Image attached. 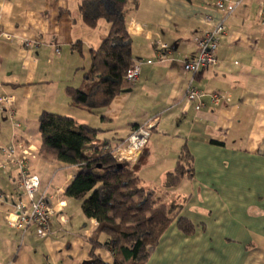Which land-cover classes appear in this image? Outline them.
Wrapping results in <instances>:
<instances>
[{"label":"crops","instance_id":"0c3cea01","mask_svg":"<svg viewBox=\"0 0 264 264\" xmlns=\"http://www.w3.org/2000/svg\"><path fill=\"white\" fill-rule=\"evenodd\" d=\"M82 1L0 0V98L16 99L15 121L21 125L15 129L0 108V146L15 141L32 147L36 158L29 161L30 172L40 177V194L57 211L51 235L39 238L33 228L11 227V204L0 199V264H84L92 251L89 240L98 224L77 213L81 201L76 204L65 196L77 168L38 154L39 120L44 112L97 130L87 151L104 142L118 148L135 130L151 126L150 140L132 166L146 189L178 200L179 217L196 230L186 236L175 220L146 264H264L261 0H232L241 4L226 16L218 65L196 77L184 72V61L197 56L199 39L234 5L226 3L217 11L211 0L130 2L127 31L133 58L141 65L140 77L134 84L124 81L122 93L109 106L94 111L73 106L67 89L85 84L90 52L101 47L111 26L100 20L96 28L87 27L79 10ZM208 14L214 18L211 25L205 22ZM158 41L169 46L165 61L159 60ZM80 66H84V79L76 80ZM190 84L228 94L231 103L196 112L185 101ZM184 150L193 158V175L178 187L166 189L167 176ZM20 190L18 168H0V196L14 197ZM96 254L113 263L112 253L105 248Z\"/></svg>","mask_w":264,"mask_h":264},{"label":"trees","instance_id":"16d2710c","mask_svg":"<svg viewBox=\"0 0 264 264\" xmlns=\"http://www.w3.org/2000/svg\"><path fill=\"white\" fill-rule=\"evenodd\" d=\"M134 1L81 2L79 10L87 27L94 29L100 20H105L111 31L101 47L90 52L91 66L85 84L67 89L73 106L88 111L102 109L122 93L127 71L135 63L126 19V8ZM39 133L41 158L77 168L65 196L81 201L85 217L98 224L89 240L92 246L89 260L84 264H108L96 254L100 248L112 253V264H146L175 220L184 235L194 234L195 226L179 217L182 206L175 212L164 205L156 198L160 193L144 187L136 167L124 163L122 169L116 170L120 163L113 153L117 148L104 142L87 151V146L97 138V130L72 118L44 112L39 120ZM192 162V156L184 150L176 169L168 174L165 188H176L185 178H191ZM102 235L107 238L105 243L100 241Z\"/></svg>","mask_w":264,"mask_h":264},{"label":"built area","instance_id":"2783aa9c","mask_svg":"<svg viewBox=\"0 0 264 264\" xmlns=\"http://www.w3.org/2000/svg\"><path fill=\"white\" fill-rule=\"evenodd\" d=\"M214 8L223 10L226 3H232L233 9L221 18L210 30L206 31L199 39L198 54L196 57L184 61V72L198 76L202 71L214 68L218 65V50L221 39L226 34V16L232 14L241 4V1L232 0H211ZM259 20L264 27V0L259 4ZM211 14L205 17L208 25L213 23ZM5 39L11 40V36L5 35ZM160 48L159 60L165 61L169 54V46L158 41ZM27 47L32 45L26 44ZM141 65L136 62L127 71L125 81L134 84L138 81L141 73ZM186 104L195 109L196 112L213 111L231 103V97L222 92H208L200 90L190 84L186 96ZM0 108L5 119L15 128L21 125L15 121L17 110L16 99L13 96L4 95L0 98ZM151 126L141 127L135 130L128 140L119 146L113 153L114 159L118 163H128L134 165L138 162L142 151L145 149L151 137ZM0 168L15 166L19 170L20 193L14 197L0 196V199L9 202L12 211L8 214L10 226L15 229H34L36 236L47 238L51 235V223L57 214L56 207L51 204L50 199L44 194H40L41 180L36 174L30 172L29 161L36 158L35 151L31 146L27 147L22 143L13 141L8 146H0ZM59 192V191H58ZM63 207V203L58 204ZM88 234V233H87Z\"/></svg>","mask_w":264,"mask_h":264},{"label":"rangeland","instance_id":"374dc122","mask_svg":"<svg viewBox=\"0 0 264 264\" xmlns=\"http://www.w3.org/2000/svg\"><path fill=\"white\" fill-rule=\"evenodd\" d=\"M84 55H85V57H86V52L84 53ZM85 59V61H86V58H84ZM80 67H82L81 68V70L80 71H78L77 73V75H76V80H83L84 79V73H83V70L82 69H84V66H80ZM73 79H75L74 77H73ZM35 122V129H36V126H37V122H36V120H34ZM6 130H8V129H5V131ZM5 131H4V133H5ZM37 132V131H36ZM10 133H11V129L5 134V137H9V135H10ZM61 164V163H60ZM185 170V169H184ZM162 190V189H161ZM156 198H160V200H161V202L162 203H164V205H166L168 208H171V209H173L175 212H177L178 210H179V206H180V202L178 201V200H176V199H174V198H168V196L165 194V195H156ZM77 201L78 200H74L73 202H76V204H78L77 203ZM74 204H72V208L74 209ZM80 209L79 210H77V213H79L80 215H82L83 216V212H82V209H81V205H80V207H79ZM18 236H20L19 234H18ZM105 239V236H101V238H100V241H102L103 242V240ZM107 251H109L108 249H106ZM112 260H114V258H113V255H112Z\"/></svg>","mask_w":264,"mask_h":264},{"label":"water","instance_id":"95a60500","mask_svg":"<svg viewBox=\"0 0 264 264\" xmlns=\"http://www.w3.org/2000/svg\"><path fill=\"white\" fill-rule=\"evenodd\" d=\"M123 168V164L122 163H120L119 165H118V167H117V171H119L120 169H122Z\"/></svg>","mask_w":264,"mask_h":264}]
</instances>
